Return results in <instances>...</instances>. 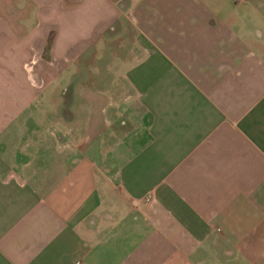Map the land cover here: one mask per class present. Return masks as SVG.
Instances as JSON below:
<instances>
[{"label":"crops","instance_id":"0c3cea01","mask_svg":"<svg viewBox=\"0 0 264 264\" xmlns=\"http://www.w3.org/2000/svg\"><path fill=\"white\" fill-rule=\"evenodd\" d=\"M0 264H264V0H0Z\"/></svg>","mask_w":264,"mask_h":264},{"label":"rangeland","instance_id":"374dc122","mask_svg":"<svg viewBox=\"0 0 264 264\" xmlns=\"http://www.w3.org/2000/svg\"><path fill=\"white\" fill-rule=\"evenodd\" d=\"M92 60H93V58H92V56H90V53H86L85 55L83 54V56L81 57V60L78 62L79 65L76 68V74L79 76L82 84H83V81L85 80V78L87 77V75L90 77L92 75L91 68L88 66H85L84 63L85 62H92ZM28 70H29V75H33L34 72H33L32 68H29V66H28ZM18 74H19L18 71L14 68V72H13L14 77H16Z\"/></svg>","mask_w":264,"mask_h":264}]
</instances>
